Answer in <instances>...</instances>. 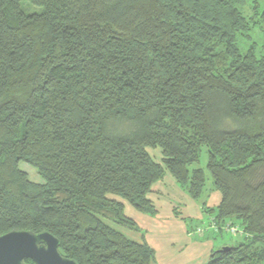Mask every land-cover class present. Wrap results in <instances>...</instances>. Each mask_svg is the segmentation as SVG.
Here are the masks:
<instances>
[{
  "label": "trees",
  "instance_id": "16d2710c",
  "mask_svg": "<svg viewBox=\"0 0 264 264\" xmlns=\"http://www.w3.org/2000/svg\"><path fill=\"white\" fill-rule=\"evenodd\" d=\"M29 1L43 11L0 0V235L48 231L78 264H151L121 230L138 229L125 202L156 214L168 171L194 198L210 179L214 220L242 225L201 264H264V52L235 42L264 5Z\"/></svg>",
  "mask_w": 264,
  "mask_h": 264
},
{
  "label": "rangeland",
  "instance_id": "374dc122",
  "mask_svg": "<svg viewBox=\"0 0 264 264\" xmlns=\"http://www.w3.org/2000/svg\"><path fill=\"white\" fill-rule=\"evenodd\" d=\"M259 2L262 8L264 0ZM19 4L25 13H40L44 9L29 0H19ZM241 11L249 17L252 10L249 6H243ZM235 42L242 52L250 46L264 52V26L256 23L247 34L237 33ZM152 156L155 161L161 162L159 149L153 151ZM201 160L204 163V152ZM29 171L31 177L36 178L34 170L29 168ZM153 190L158 212L143 213L125 202V214L136 221L138 229L121 228L129 237L144 241L155 250V259L151 264H201L209 259L212 250L242 241V225L239 220L233 218L220 225L214 220L220 192L214 188L210 179H207L198 198L192 197L168 171L154 184ZM230 223L239 228L237 232L225 228Z\"/></svg>",
  "mask_w": 264,
  "mask_h": 264
},
{
  "label": "water",
  "instance_id": "95a60500",
  "mask_svg": "<svg viewBox=\"0 0 264 264\" xmlns=\"http://www.w3.org/2000/svg\"><path fill=\"white\" fill-rule=\"evenodd\" d=\"M59 239L48 231L11 230L0 235V264H78L62 255ZM228 249L224 245L218 249ZM30 259L33 263H28Z\"/></svg>",
  "mask_w": 264,
  "mask_h": 264
},
{
  "label": "built area",
  "instance_id": "2783aa9c",
  "mask_svg": "<svg viewBox=\"0 0 264 264\" xmlns=\"http://www.w3.org/2000/svg\"><path fill=\"white\" fill-rule=\"evenodd\" d=\"M225 228L233 233L237 232L239 229L237 226H234L232 223L226 225Z\"/></svg>",
  "mask_w": 264,
  "mask_h": 264
},
{
  "label": "flooded vegetation",
  "instance_id": "af4514ba",
  "mask_svg": "<svg viewBox=\"0 0 264 264\" xmlns=\"http://www.w3.org/2000/svg\"><path fill=\"white\" fill-rule=\"evenodd\" d=\"M31 261V260H30ZM29 263V262H28ZM30 263H33L32 261Z\"/></svg>",
  "mask_w": 264,
  "mask_h": 264
}]
</instances>
